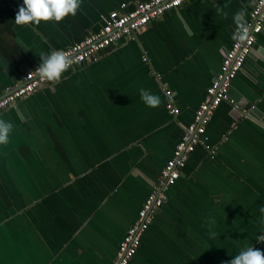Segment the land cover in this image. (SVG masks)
<instances>
[{
    "label": "crops",
    "instance_id": "1",
    "mask_svg": "<svg viewBox=\"0 0 264 264\" xmlns=\"http://www.w3.org/2000/svg\"><path fill=\"white\" fill-rule=\"evenodd\" d=\"M142 1L82 0L60 22L17 25L23 0H0V92L41 54ZM255 2L189 0L0 113L13 124L0 145V264L115 261L233 45L235 14L245 21ZM257 44L232 82V102L207 126L212 150L189 157L130 264H230L248 247L264 251V32ZM142 88L161 104L147 106Z\"/></svg>",
    "mask_w": 264,
    "mask_h": 264
},
{
    "label": "built area",
    "instance_id": "2",
    "mask_svg": "<svg viewBox=\"0 0 264 264\" xmlns=\"http://www.w3.org/2000/svg\"><path fill=\"white\" fill-rule=\"evenodd\" d=\"M187 1L189 0H179L177 3V0H149L138 2L131 9H128L126 4L121 5L118 10L110 12L105 24L98 32L62 50L74 60L70 69L98 61L100 54L109 47L143 31L151 22L181 7ZM245 23L248 27V39L243 42L234 40L232 47L225 54L219 72L195 112L193 122L184 128L181 141L162 169L157 185L143 203L137 220L125 234L112 264L131 263L139 252L142 234L150 228L158 211L168 201V191L180 179L189 157L199 146L212 150L205 144L207 126L214 112L223 102H232L230 100L232 82L244 69L257 43V38L264 32V0H256ZM39 66L27 71L18 83L9 85L0 92V113L14 107L19 101L50 83V81L41 80L38 76L36 69ZM164 92L168 112L171 115H178L179 110L174 104L172 91L165 89Z\"/></svg>",
    "mask_w": 264,
    "mask_h": 264
},
{
    "label": "clouds",
    "instance_id": "3",
    "mask_svg": "<svg viewBox=\"0 0 264 264\" xmlns=\"http://www.w3.org/2000/svg\"><path fill=\"white\" fill-rule=\"evenodd\" d=\"M82 0H23V6L15 17L17 25H39L41 21L48 22L55 20L62 21L69 14L75 16ZM179 3V0H177ZM234 22L237 30L233 39L243 42L248 39V27L244 21V12H237L234 16ZM42 63L36 69L41 80L59 83L62 76L73 65L74 60L62 50H53L49 54L40 55ZM142 101L149 107H158L161 104L159 96L150 93L146 89H140ZM13 130V124L0 119V145L9 143V136ZM264 212V209L261 210ZM215 233H213V236ZM260 241H264L261 236ZM230 264H264V251L248 247L240 251L231 261Z\"/></svg>",
    "mask_w": 264,
    "mask_h": 264
},
{
    "label": "water",
    "instance_id": "4",
    "mask_svg": "<svg viewBox=\"0 0 264 264\" xmlns=\"http://www.w3.org/2000/svg\"><path fill=\"white\" fill-rule=\"evenodd\" d=\"M257 48H258V44L256 43V44L254 45V49H253V50L255 51V50H257ZM259 51L263 53L262 50H259ZM250 56H251V54H250ZM250 56H249V57H250ZM230 96H231V89H230ZM230 98H231V97H230ZM263 122H264V120H263Z\"/></svg>",
    "mask_w": 264,
    "mask_h": 264
}]
</instances>
